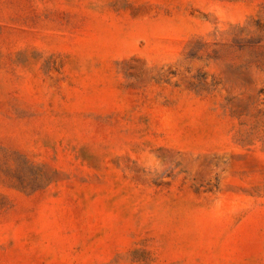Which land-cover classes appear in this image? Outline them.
<instances>
[{"label":"rangeland","instance_id":"374dc122","mask_svg":"<svg viewBox=\"0 0 264 264\" xmlns=\"http://www.w3.org/2000/svg\"><path fill=\"white\" fill-rule=\"evenodd\" d=\"M0 264H264V0H0Z\"/></svg>","mask_w":264,"mask_h":264}]
</instances>
